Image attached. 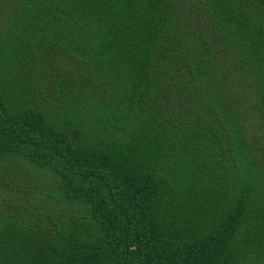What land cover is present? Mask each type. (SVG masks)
Here are the masks:
<instances>
[{
	"label": "trees",
	"instance_id": "trees-1",
	"mask_svg": "<svg viewBox=\"0 0 264 264\" xmlns=\"http://www.w3.org/2000/svg\"><path fill=\"white\" fill-rule=\"evenodd\" d=\"M0 264H264V0H0Z\"/></svg>",
	"mask_w": 264,
	"mask_h": 264
}]
</instances>
